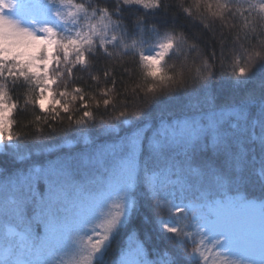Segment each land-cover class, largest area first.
Masks as SVG:
<instances>
[{
	"label": "snow or ice",
	"instance_id": "6c2138e0",
	"mask_svg": "<svg viewBox=\"0 0 264 264\" xmlns=\"http://www.w3.org/2000/svg\"><path fill=\"white\" fill-rule=\"evenodd\" d=\"M69 254L264 264V0H0V264Z\"/></svg>",
	"mask_w": 264,
	"mask_h": 264
},
{
	"label": "trees",
	"instance_id": "16d2710c",
	"mask_svg": "<svg viewBox=\"0 0 264 264\" xmlns=\"http://www.w3.org/2000/svg\"><path fill=\"white\" fill-rule=\"evenodd\" d=\"M40 2H41V0H33V3H40ZM77 86H79V85H77ZM93 87H94V85H93ZM88 94L91 95V92H89ZM13 99L19 105H22L23 104L22 98L19 99V100H16L15 94H13ZM12 115L15 117L16 116V113L14 112ZM15 122L16 121L14 120V124H15ZM12 130L13 131H16L18 133V129L17 128L14 127ZM64 143H65L66 147H68V148H75L76 147L74 144H71L70 142L65 141ZM158 218L161 219V220H167L168 219V213L166 211L165 212H161L159 214V217ZM76 258L77 257H75L73 254H69L65 259H66L67 264H73V262H74V260Z\"/></svg>",
	"mask_w": 264,
	"mask_h": 264
},
{
	"label": "rangeland",
	"instance_id": "374dc122",
	"mask_svg": "<svg viewBox=\"0 0 264 264\" xmlns=\"http://www.w3.org/2000/svg\"><path fill=\"white\" fill-rule=\"evenodd\" d=\"M49 106L47 103H46V107Z\"/></svg>",
	"mask_w": 264,
	"mask_h": 264
}]
</instances>
